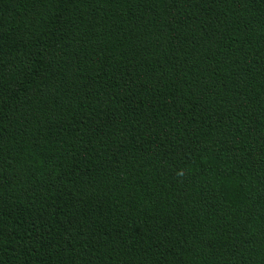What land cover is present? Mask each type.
I'll list each match as a JSON object with an SVG mask.
<instances>
[{"label":"trees","instance_id":"16d2710c","mask_svg":"<svg viewBox=\"0 0 264 264\" xmlns=\"http://www.w3.org/2000/svg\"><path fill=\"white\" fill-rule=\"evenodd\" d=\"M0 264H264V0H0Z\"/></svg>","mask_w":264,"mask_h":264}]
</instances>
